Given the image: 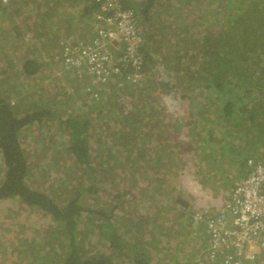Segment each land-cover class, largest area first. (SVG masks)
<instances>
[{"label": "trees", "instance_id": "trees-1", "mask_svg": "<svg viewBox=\"0 0 264 264\" xmlns=\"http://www.w3.org/2000/svg\"><path fill=\"white\" fill-rule=\"evenodd\" d=\"M118 1L143 33L142 78L90 91L67 86L56 56L96 0H0V205L42 217L9 220L8 264H198L177 259L200 210L181 180L235 188L264 161V0Z\"/></svg>", "mask_w": 264, "mask_h": 264}, {"label": "built area", "instance_id": "built-area-1", "mask_svg": "<svg viewBox=\"0 0 264 264\" xmlns=\"http://www.w3.org/2000/svg\"><path fill=\"white\" fill-rule=\"evenodd\" d=\"M96 2L94 38L64 39L58 60L66 72L89 76L97 91L115 79L119 86L138 83L144 38L134 11L118 0ZM247 166L249 174L235 184L220 209H201L193 215L195 227L204 226L210 239L209 264H264V161L250 159Z\"/></svg>", "mask_w": 264, "mask_h": 264}, {"label": "rangeland", "instance_id": "rangeland-1", "mask_svg": "<svg viewBox=\"0 0 264 264\" xmlns=\"http://www.w3.org/2000/svg\"><path fill=\"white\" fill-rule=\"evenodd\" d=\"M5 2V1H4ZM65 9L67 8V10H69V7H64ZM57 9V8H56ZM71 9V8H70ZM56 11V10H55ZM93 22L94 21H91L90 22V28H89V30H90V33H89V35H90V38L89 39H87V40H84V41H82V42H88V41H90L92 38H94V26H93ZM46 27H49V25H46ZM26 28V31H27V27H25ZM51 29H47V31H50ZM29 31H31L30 29H29ZM63 31H65V30H63ZM28 32V31H27ZM69 32V31H68ZM29 33V32H28ZM81 33H84V32H81ZM67 34V33H66ZM31 34L29 33L28 35H26V36H30ZM76 38V37H75ZM7 40H9V39H7ZM11 42L12 41H10L9 42V44L7 45V47L6 48H8L9 47V50L10 51H12V53H11V55H13V56H15V57H13V58H16V55H18L17 53H16V46H15V44L14 43H12L11 44ZM58 49H59V47H58ZM58 49H57V51H58ZM60 49H61V44H60ZM58 56H60V51H59V53H58V55L56 56V59H57V61H59L60 62V60H58ZM11 64L10 63H8L7 62V60H4V61H2V60H0V68L1 69H4L5 67H7V66H10ZM115 82H118L119 81V79H115L114 80ZM55 86H56V84H55ZM92 90L93 91H97L98 90V88L97 87H94V86H92ZM67 96H69L68 97V99L69 100H71V102L73 101V95L72 94H69V95H67ZM164 103H166L165 104V107L167 108V113H168V115H169V118H171V119H178V118H182V117H184L183 115L184 114H182V108H181V106H180V104L178 103V101H176V100H174V99H170V100H167L166 102L164 101ZM41 138V137H40ZM38 141V147H40L41 149H45V146H44V144L45 143H43V138L42 139H39V140H37ZM42 142V143H41ZM54 172L55 171H53V172H49V173H51V175H52V177L51 178H53L54 177ZM43 175V174H42ZM182 181V183L183 182H185L186 183V179H182L181 180ZM196 183V184H195ZM198 185V183L196 182V180H195V182H194V187L195 186H197ZM194 187L193 188H191V191L194 193L195 192V190H194ZM186 192H184L183 194H185ZM204 195H201L199 198H198V203L199 204H204V203H206V201H208L209 199H211V195L210 196H208L207 197V195H206V193L205 192H202ZM204 197H205V200H204ZM194 199V198H193ZM191 204H192V201H191ZM205 205V204H204ZM8 206H11V204H9V203H4V204H1L0 205V246L2 247V249L5 247H8L9 245L10 246H12L14 243H16V238H15V236L14 235H12V234H8V232L6 231L7 229H10L12 226H10L9 224H11L10 223V221L9 220H11V222H12V225H14V228H15V230L16 229H20V227L23 225V224H26L27 223V221H28V218H30V220H36V219H38V220H41L42 221V217L40 216V215H37V214H33V213H31V212H28V211H26V210H23L22 209V207H21V205H19V209L16 211V212H13L12 214H9L8 215V210H9V208H8ZM193 206V208H195V205L193 204L192 205ZM203 209H205V208H203ZM194 212H192V214H193ZM22 214V215H21ZM40 221V222H41ZM36 222V221H35ZM178 224V223H177ZM191 229V228H190ZM196 232H197V234H198V238H196L195 236H194V233L193 232H181V233H179V234H176L175 235V239L177 240V238L179 237L180 238V241H187V240H181V238H184V237H188L187 235L189 234V235H191L192 236V234H193V236H194V238L195 239H197V240H199V239H202L200 242L198 241V248H199V252L197 253L196 251H195V249H194V246L193 245H191V244H188V245H185L182 249L183 250H185V251H181L180 252V255H178L177 256V259H180L181 257L183 258V261H189V259H191V258H193L194 257V261H195V255H196V253L199 255V258H200V260H201V262H202V264L204 263H206L207 262V260H206V257H207V254H208V251H209V248H208V250L206 251V249L207 248H205V247H203V241L204 242H206L207 241V239H206V237H204V238H200V237H202L203 236V234H204V229L201 227V226H198L196 229ZM13 231V230H12ZM192 231H193V228H192ZM9 239L7 242H6V239ZM178 238V239H179ZM209 238V237H208ZM209 240L210 239H208V243H209ZM158 247H160V248H164V246H162V245H159ZM9 251V250H8ZM196 252V253H195ZM207 252V253H206ZM193 253H195V255H193ZM14 258V256L12 255V253H10V251H9V254H8V258H5L4 256H1L0 257V263H1V260H3L4 262H6L7 264L8 263H11V260ZM159 263L160 264H163V262L161 261V259L159 258ZM208 263V262H207Z\"/></svg>", "mask_w": 264, "mask_h": 264}, {"label": "crops", "instance_id": "crops-1", "mask_svg": "<svg viewBox=\"0 0 264 264\" xmlns=\"http://www.w3.org/2000/svg\"><path fill=\"white\" fill-rule=\"evenodd\" d=\"M70 32V31H69ZM89 33H90V30H88L87 32H84V33H81V32H74V36L77 38V37H79V38H84V37H87L86 39H83V40H79L78 38H77V40H79V41H84V40H87V39H89L90 38V35H89ZM17 58V57H16ZM56 62H58V65L60 66V68H59V76H62L63 78H65V80H67V79H72L71 81H66V83H67V86L68 87H70L69 85H75V86H78V87H83V89L84 90H86L88 87H90L91 89H92V86H91V78L89 77V76H87V75H85V74H82L80 77L76 74V73H74V72H70V73H68V72H66L65 71V68L64 67H62V65H61V61L59 62V61H57L56 60ZM12 75V73L10 74V76ZM61 81H63V80H56V82H55V84L57 85V84H60L61 83ZM14 82L15 81H13V84H14ZM19 82V81H18ZM25 82V81H24ZM54 83V82H53ZM52 84V83H51ZM58 89H59V87H57ZM101 90V89H100ZM93 91V90H92ZM18 92H20L21 93V97H25L26 95H31L32 97H35V92H33V90L32 89H29V91H26V92H21V91H19L18 90ZM31 131V130H30ZM29 131V132H30ZM32 132H33V134L34 135H36V132L35 131H33L32 130ZM245 177V176H244ZM244 177H241V178H244ZM196 178H197V175H195V174H190V175H188V176H186L184 179H186V183L185 182H183V184H184V190H185V194H183V201H184V203H186L187 204V206L186 207H190V206H192L193 204L195 205V208L194 209H203V208H209V209H211L213 212H215L216 210H218V209H220L221 208V206L224 204V202H225V200L229 197V194L233 191V188H234V186L232 187V188H230V189H222V190H220V191H216V190H214V187L212 186V188H209L208 187V189L207 190H205V189H203V187H201L199 184L197 185V186H195L194 187V182H195V180H196ZM240 178V179H241ZM239 179V180H240ZM239 180H237L236 181V183L239 181ZM198 183V182H197ZM235 183V184H236ZM196 184V183H195ZM194 187V190H195V192L193 193L192 191H191V188H193ZM202 192H205L206 193V195H207V197L208 196H210L211 195V199H209L208 201H206V203H204V204H199L198 203V198L201 196V195H204ZM205 196V195H204ZM194 198V199H193ZM204 200H205V197H204ZM191 201H192V204H191ZM198 226H201L203 229H204V234H203V236L202 237H200V238H204V237H206V239H207V241L206 242H204L203 241V247H205V248H207L206 249V251L208 250V248H209V243H208V234L206 233V229H205V227L204 226H202V225H198ZM197 226V227H198ZM192 229V228H191ZM193 231L195 232L194 233V236L196 237V238H198V234H197V232H196V230L195 229H193ZM193 231H191V232H193ZM182 231L181 230H179V232H178V234L179 233H181ZM188 237H184V238H181V240H187V241H181V243H180V250H182V251H185V250H183L182 248L185 246V245H188V244H191V245H193L194 246V249H195V251L198 253L199 252V248H198V241L200 242L202 239H199V240H197V239H195L194 238V236H193V234H192V236L191 235H187ZM179 238V237H178ZM180 239V238H179ZM195 252V253H196ZM195 253H193V255H195ZM196 253V258H195V262L196 263H200L201 262V260H200V258H199V255ZM207 253V252H206ZM182 258V257H181ZM183 259V258H182ZM200 261V262H199ZM202 263V262H201Z\"/></svg>", "mask_w": 264, "mask_h": 264}, {"label": "bare ground", "instance_id": "bare-ground-1", "mask_svg": "<svg viewBox=\"0 0 264 264\" xmlns=\"http://www.w3.org/2000/svg\"><path fill=\"white\" fill-rule=\"evenodd\" d=\"M92 9V8H91ZM88 12V11H87ZM92 12V11H91ZM156 24V23H155ZM177 51V50H176ZM175 52V51H174ZM174 52H172V53H174ZM181 52H183V51H181Z\"/></svg>", "mask_w": 264, "mask_h": 264}]
</instances>
